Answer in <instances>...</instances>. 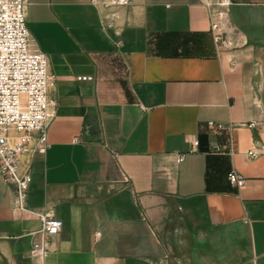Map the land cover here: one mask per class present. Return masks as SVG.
I'll use <instances>...</instances> for the list:
<instances>
[{
  "label": "crops",
  "instance_id": "obj_1",
  "mask_svg": "<svg viewBox=\"0 0 264 264\" xmlns=\"http://www.w3.org/2000/svg\"><path fill=\"white\" fill-rule=\"evenodd\" d=\"M215 1L28 0L31 43L56 82L26 207L62 228L32 259L40 219L12 209L0 176V264H264V131L246 126L264 121V0H229L237 45L221 49ZM229 135L232 155L213 153Z\"/></svg>",
  "mask_w": 264,
  "mask_h": 264
},
{
  "label": "built area",
  "instance_id": "obj_2",
  "mask_svg": "<svg viewBox=\"0 0 264 264\" xmlns=\"http://www.w3.org/2000/svg\"><path fill=\"white\" fill-rule=\"evenodd\" d=\"M130 1L90 0L102 9L127 7ZM27 6L28 0H0V176L12 190V209L35 214L40 219V228L32 233L29 256L43 261L60 233L62 222L51 215L29 211L26 199L32 183L33 159L44 155L49 148L47 132L50 113L55 107L50 92L55 88L56 79L46 55L31 43L26 27ZM229 6V0H216L207 5L210 35L216 49L237 45L224 31ZM76 81L90 82L92 77H76ZM208 126L223 129L213 122ZM246 126L264 131V121L249 122ZM197 146L198 141H193V149ZM211 150L231 156V135L226 147L214 146ZM246 156L254 159L258 153L252 149ZM182 159L178 156L179 161ZM226 180L238 189L245 183L236 171H230Z\"/></svg>",
  "mask_w": 264,
  "mask_h": 264
}]
</instances>
